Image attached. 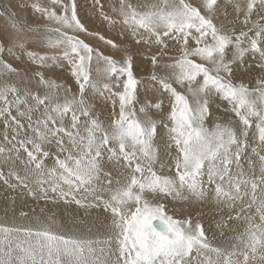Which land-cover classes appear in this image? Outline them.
I'll return each instance as SVG.
<instances>
[{
  "label": "snow or ice",
  "instance_id": "snow-or-ice-1",
  "mask_svg": "<svg viewBox=\"0 0 264 264\" xmlns=\"http://www.w3.org/2000/svg\"><path fill=\"white\" fill-rule=\"evenodd\" d=\"M256 4L236 0L231 23H217L220 0H200L195 6L188 0H158L145 11L120 0L113 10L135 44L147 42L144 33L158 46L162 36L182 34L180 55L164 63L157 55L148 57L146 77L137 75L134 56L114 40L98 36L114 50L106 55L62 30L87 33L75 0L31 4L56 25H45L43 32L19 26L7 8L0 11L17 34L7 49L0 42V180L27 189L45 204L108 214L85 229L90 234L102 227V236L55 232L54 214L41 228L0 225V264H264V77L250 87L235 79L233 67L251 54L259 56L257 66L264 70V15L253 20ZM228 16L225 9V21ZM193 31L198 35L189 47ZM27 32L45 36L48 48L64 46L77 93L61 101L57 90L62 85L43 71L32 73L43 94L28 88L27 71L20 80L23 88L12 82L20 72L3 55L24 48L19 33ZM49 32L59 37L52 40ZM31 56L39 67L48 59ZM94 60L102 66L98 79L92 75ZM99 100L111 102L107 123L95 113ZM217 100L230 106L227 120L213 118ZM206 184L214 186L213 198L229 210L228 220H243L230 249L214 246L202 223L170 215L163 202L204 200ZM227 226L224 220L217 223L221 230Z\"/></svg>",
  "mask_w": 264,
  "mask_h": 264
},
{
  "label": "bare ground",
  "instance_id": "bare-ground-1",
  "mask_svg": "<svg viewBox=\"0 0 264 264\" xmlns=\"http://www.w3.org/2000/svg\"><path fill=\"white\" fill-rule=\"evenodd\" d=\"M65 2H70V0H65ZM119 2L120 0H99V4H96L95 0H75L78 19L87 29V33L79 32L69 28H65L62 30L69 36H74L81 40H84L94 49H98L106 55L114 53V50H112L108 45L104 44L103 41L99 40V35H102L107 39L114 40L117 44H120L122 46V50L123 48L129 49V51L135 58L137 75L140 77H146L151 71V64L148 57L157 55L160 57L161 63H164L170 61L171 58L180 55V48L183 44V39H181L180 41L178 40V36L180 33H170L167 36H162V46H158L154 42V38L150 37L147 33H144L143 39L147 42L135 44L131 39L130 31L126 28L125 25L120 22L122 18L120 17L118 11L113 10L114 8H119ZM131 2L136 5L140 11H145L147 10L148 5L157 3L158 0H131ZM188 2L192 3L195 6L199 4L200 0H188ZM235 2L236 0H220V9H222V14H219L220 12L216 14V16L218 17L216 21L217 23H220L221 21H224L225 23H231L232 7L235 5ZM33 3H39L41 5L47 6L49 4V0H0V11H4L5 8H7L9 12H14L17 24L23 28L39 27L43 32L45 25L56 27V25H54L52 22L45 20L40 16L39 13L33 11V9L30 7V5ZM101 5L103 7H101ZM225 9H227V12L229 13L227 21H225L224 18ZM105 15L109 17L110 20L116 21V23H110V20L104 19ZM261 15H264V5L260 4L259 0H257L256 7L253 10V20L259 18V16ZM237 30H239V28ZM32 33L33 32L19 33V35H25L30 38L34 36V34ZM88 33L98 35H89ZM14 35L17 34L12 32L11 21L7 18V16H0V42L4 43L6 49L9 46V38ZM197 35L198 34L193 31V33L189 37V47L195 46L194 40L196 39ZM46 36L48 38L56 40L59 37V33L49 32L46 34ZM180 36L182 37V34H180ZM56 50L48 47L38 48L36 44L27 41V44H25L24 48L17 47L13 48L11 52L5 51L3 58L8 63L16 67L20 72L19 76L14 75L12 77L14 79L17 78V86L23 88V85L20 84V80L26 70L20 71L19 69L22 67V65L27 63L29 58L31 59V61H33L31 54H35L37 56L46 55L48 59L43 67H39L36 64L38 70L34 68L30 71L27 70V72L29 73V75H32V73L36 71H43L47 79L54 80L56 84L62 85V87L57 90L58 97L62 101L66 95L70 97L71 94L77 93L78 87L75 83L74 77L72 76V69L74 65L69 58L64 56V46H60V48H57ZM52 53H54V55ZM115 58L119 59V54H116ZM259 63L260 60L258 55H246L244 61L240 63L238 67L236 65L233 66L236 69L235 79L237 81H243L250 87H255L256 80L264 77V70H261L257 66ZM140 65L147 66L145 68V71H141L139 69ZM97 66L98 65H96V67ZM161 74L163 75L164 73L161 72ZM92 75L94 79H98L93 71ZM25 80L28 84V88H32L35 85V88L37 90H40L41 94H43L44 89L42 88V86L36 83L34 76H28L25 78ZM69 87L71 88V93H66L65 89ZM37 90H35V92ZM141 98H143V95H141ZM97 105L99 106V108H107V100H99L97 101ZM226 108L230 109V106H226V103L222 100H217L215 103H213V118H224L225 120H227L229 117H231L232 114L230 110H226ZM165 110H167V101H165ZM111 111L112 110L102 109L95 113L100 117L102 121L107 123ZM207 123L208 126H211L212 121L210 120ZM3 134L4 128L3 125H0V144L4 143ZM172 155H174V153ZM251 159L255 160L256 158L251 157ZM47 163L48 166H51L52 161L49 160ZM166 163H168V161H166ZM244 167L245 171L247 172L248 165L246 163ZM157 170H159V165L157 166ZM164 171L165 174H172L168 173L167 169H165ZM258 174L259 173L257 168V175ZM5 175H7V170H5ZM11 183L15 184L16 182L14 180H11ZM205 188L208 194L204 200L178 199L173 201L171 198H168L163 202L166 204L168 213L170 215H173L174 217L179 219L191 218L194 224L196 222L202 223L205 228L206 234L212 244H215V246L221 248L230 249L232 244L235 243L234 237L241 231H243V220H228L227 216L229 215V210L223 208V206L218 204L213 198L214 186H208L206 184ZM238 209L239 205H237L236 210ZM21 212H26L28 215L26 217L21 216ZM53 214L56 223L80 224L81 221H86L89 225L90 223H99L108 215L96 209H90L87 211L84 209H78L74 204L64 205L62 202L57 204H45L44 200H36L29 196L27 189H23L20 187L13 189L8 187L2 180H0V223L33 224L38 223L37 219H39L40 223H48V217L53 216ZM232 214L234 215L235 213L233 212ZM221 220L226 221L228 225L223 230L217 227V223ZM56 223L52 225V229L59 231V226H57ZM44 226L46 225H43L42 227ZM61 226L64 225L61 224ZM76 229H78L79 235L83 234L81 232L82 229ZM85 229L83 230V232H86ZM94 231H98L96 232V235H101L99 229H94Z\"/></svg>",
  "mask_w": 264,
  "mask_h": 264
},
{
  "label": "rangeland",
  "instance_id": "rangeland-1",
  "mask_svg": "<svg viewBox=\"0 0 264 264\" xmlns=\"http://www.w3.org/2000/svg\"><path fill=\"white\" fill-rule=\"evenodd\" d=\"M219 14H222V9H220L219 10ZM32 34H34V36L33 37H30V38H28L27 36H25V35H22V36H24V37H22L24 40H25V44H27V41H30L31 43H33V44H36L37 46H38V48H45L46 47V45L44 44V43H42V41H44L45 40V36H37L35 33H32ZM37 39H39V40H37ZM182 39V37L180 36V34H179V36H178V40L180 41ZM52 40H54V39H52ZM57 48H60V47H57ZM57 48H55V49H53V50H56ZM149 48V47H148ZM57 51V50H56ZM53 55H54V53H52ZM61 55V54H60ZM96 63H95V60L93 61V65H92V71L95 73V75L97 76V68L98 67H102V66H97L96 67ZM147 66H139V69L141 70V71H145V68H146ZM34 68H36V70H38V68H37V65L35 64V63H33V61H31V59L29 58L28 59V61H27V63H25L24 65H22V67L19 69L20 71L21 70H28V71H30V70H32V69H34ZM36 70H34V71H36ZM29 77H32V75H29ZM97 78H98V76H97ZM11 80H12V82H14V83H16L17 84V81H18V79L17 78H11ZM31 91H33V92H35V90H37L36 88H35V85L32 87V88H29ZM141 99H143V98H141ZM106 107L107 108H99V106L97 105V107L95 108V112H98V111H100V110H102V109H105V110H112V107H111V102L110 101H108L107 100V105H106ZM2 144H4V143H2ZM32 223H0V225H9V226H17V227H32V228H41L43 225H46L47 226V223H33L32 225H31ZM57 224V226H59V231H57V230H53V231H55V232H59V233H65L66 235H72V234H76V235H79V233H78V229H76V228H79L80 230H81V232L83 233V234H86V235H92L93 236V234H94V236H96V232H98V231H94L93 230V232L92 233H86V232H83V230L85 229V227H87L89 224H79V223H56ZM61 224L62 225H64V226H61ZM93 224V223H92ZM91 223H90V225H92ZM94 224H98V223H94ZM78 225V226H77ZM62 228H61V227ZM72 226V227H71ZM75 226H77V227H75ZM69 228V229H68ZM99 229V232L101 233V236L105 233V229L104 228H98ZM61 230V231H60ZM62 230H63V232H62ZM69 232V233H68ZM78 233V234H77ZM98 235H100V234H98ZM214 246H215V244H213Z\"/></svg>",
  "mask_w": 264,
  "mask_h": 264
}]
</instances>
